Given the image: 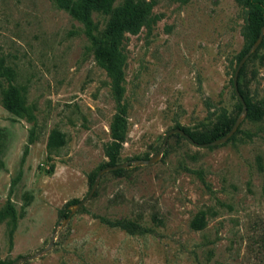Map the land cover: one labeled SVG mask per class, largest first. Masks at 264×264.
I'll return each mask as SVG.
<instances>
[{"label": "rangeland", "instance_id": "obj_1", "mask_svg": "<svg viewBox=\"0 0 264 264\" xmlns=\"http://www.w3.org/2000/svg\"><path fill=\"white\" fill-rule=\"evenodd\" d=\"M141 1L151 9L114 40L108 68L96 49L111 46L110 14L92 11L94 42L55 0H0V62L14 72L0 76L2 260L46 247L60 222L50 249L23 264H264V44L239 76L251 108L233 137L199 147L170 136L156 163L102 174L62 224L113 147L119 163L149 158L176 125L240 113L232 75L251 43L246 0ZM9 82L31 117L2 105ZM53 129L66 142L50 150Z\"/></svg>", "mask_w": 264, "mask_h": 264}, {"label": "trees", "instance_id": "obj_2", "mask_svg": "<svg viewBox=\"0 0 264 264\" xmlns=\"http://www.w3.org/2000/svg\"><path fill=\"white\" fill-rule=\"evenodd\" d=\"M61 8L67 10L73 17L82 21L86 28V34L94 41L97 42V38L94 36L93 31L96 29V24L93 22L91 13L93 10L101 12L102 14H110L109 19L105 26V35L110 39L111 46L110 48L103 47L101 44L96 49V57L98 60H104L108 68L114 67V58L112 56V47L114 45V40L125 30L136 32L140 26L143 18L149 13L151 9L150 3L142 2L141 0H124V2L114 7L115 0H55ZM248 6L250 7L248 29L250 34V45L256 40L260 33L261 27L264 25V0H246ZM264 44V37L260 44ZM259 46V47H260ZM250 47V46H249ZM247 47L243 54L248 50ZM258 50V49H257ZM256 50V51H257ZM256 51L250 56L253 57L256 54ZM242 54V56H243ZM241 56V57H242ZM240 60V59H239ZM238 60V61H239ZM246 63V62H245ZM244 63V64H245ZM242 65L239 75H238V88L240 94L242 95L246 105L247 110L251 108L250 100L247 94L241 88L239 82V76L243 73ZM14 72L11 67L4 65L3 62H0V76H5L11 81ZM2 105L12 113H15L19 116L31 117L28 107L24 103V97L20 89L12 83H8L6 88L2 89ZM238 110L241 111V104L238 100L237 102ZM258 117L261 116L262 111L257 112ZM236 118L228 116L226 113H220L217 115L216 119L207 124H201L200 128L190 129L181 125H176L183 129L190 138L197 143H205L212 140H215L224 134H226ZM117 123V122H116ZM236 132V131H235ZM234 135V134H233ZM233 135L231 137H233ZM179 139H184L183 136L179 134H172ZM230 137V138H231ZM116 138H118L116 134ZM188 141V140H187ZM66 140L64 134L57 129H53L48 137L47 147L50 150L59 148L65 144ZM109 162L106 165L118 164L117 162V148L113 147L108 154ZM146 159V158H145ZM103 167V166H101ZM100 167V168H101ZM125 168H119L113 170L115 174L122 173ZM96 174L93 175L91 180V185L95 179ZM263 193H264V179H263ZM78 200H74V203ZM7 215L11 218L15 217V210L10 204L6 207ZM69 211H63V216H67ZM194 227L200 229L203 227L202 219L194 222ZM9 261H4L0 258V264H9Z\"/></svg>", "mask_w": 264, "mask_h": 264}, {"label": "water", "instance_id": "obj_3", "mask_svg": "<svg viewBox=\"0 0 264 264\" xmlns=\"http://www.w3.org/2000/svg\"><path fill=\"white\" fill-rule=\"evenodd\" d=\"M263 37H264V25L261 27L260 33H259L258 37L256 38V40L250 45L248 50L243 54V56L238 61L236 68L233 72V75H232L233 90H234V93L237 96V98L241 104V111H240L239 115L237 116L235 122L233 123L232 127L230 128V130L226 134H224L223 136H221L215 140L209 141V142L197 143V142L193 141L190 138V136L183 129H181L179 127H173V128L168 129L165 132L161 146L156 151V153L154 155L150 156L149 158H146V159L145 158H135V159L127 160L124 162H120L118 164L106 165V166L99 168L88 194L84 198L79 200L78 202H75V203L68 205L67 208L69 210V213L67 216H65L63 218L62 224L66 223L69 220V218L71 217V215L76 210L81 208L91 198V196L93 195L94 191L97 188V185L100 181L102 174H104L105 172H108V171H113V170L119 169V168H130L133 166L150 165V164L156 163L158 161V159L163 155L164 149L167 145V141L172 134H179V135L183 136L184 138H186L192 144L199 146V147H208V146L218 145V144H221V143H224L225 141H227L235 133V131L237 130L242 118L247 113V105H246L242 95L240 94V91L238 88V75H239L240 69H241L242 65L246 62V60L259 48V46L263 40ZM60 225H61L60 222H58V224L55 226V228L52 231V234L50 236L49 243L46 247L42 248L41 250H39L37 252L31 253V254L18 256L16 259L11 261L9 264H23L29 260L37 258L39 255L48 251L54 242L56 231L58 229V226H60Z\"/></svg>", "mask_w": 264, "mask_h": 264}]
</instances>
